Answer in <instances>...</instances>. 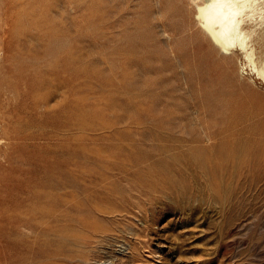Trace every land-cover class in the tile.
Listing matches in <instances>:
<instances>
[{
  "label": "rangeland",
  "instance_id": "rangeland-1",
  "mask_svg": "<svg viewBox=\"0 0 264 264\" xmlns=\"http://www.w3.org/2000/svg\"><path fill=\"white\" fill-rule=\"evenodd\" d=\"M192 4L0 0V264H264V83Z\"/></svg>",
  "mask_w": 264,
  "mask_h": 264
},
{
  "label": "bare ground",
  "instance_id": "bare-ground-1",
  "mask_svg": "<svg viewBox=\"0 0 264 264\" xmlns=\"http://www.w3.org/2000/svg\"><path fill=\"white\" fill-rule=\"evenodd\" d=\"M256 0H192L194 18L213 48L224 54L239 49L247 59L248 69L264 83V64L246 43L245 28L254 23Z\"/></svg>",
  "mask_w": 264,
  "mask_h": 264
}]
</instances>
